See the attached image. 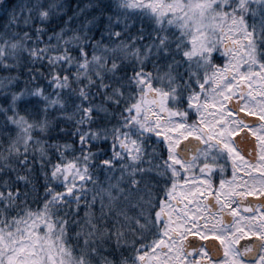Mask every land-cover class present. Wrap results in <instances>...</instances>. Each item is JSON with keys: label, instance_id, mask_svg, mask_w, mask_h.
I'll use <instances>...</instances> for the list:
<instances>
[{"label": "snow or ice", "instance_id": "snow-or-ice-1", "mask_svg": "<svg viewBox=\"0 0 264 264\" xmlns=\"http://www.w3.org/2000/svg\"><path fill=\"white\" fill-rule=\"evenodd\" d=\"M0 264H264V0H0Z\"/></svg>", "mask_w": 264, "mask_h": 264}, {"label": "flooded vegetation", "instance_id": "flooded-vegetation-1", "mask_svg": "<svg viewBox=\"0 0 264 264\" xmlns=\"http://www.w3.org/2000/svg\"><path fill=\"white\" fill-rule=\"evenodd\" d=\"M229 172H230V169H229ZM225 178H228V177H225ZM249 199H259V197H249Z\"/></svg>", "mask_w": 264, "mask_h": 264}, {"label": "trees", "instance_id": "trees-1", "mask_svg": "<svg viewBox=\"0 0 264 264\" xmlns=\"http://www.w3.org/2000/svg\"><path fill=\"white\" fill-rule=\"evenodd\" d=\"M32 207H33V208H35V207H36V205H32Z\"/></svg>", "mask_w": 264, "mask_h": 264}]
</instances>
